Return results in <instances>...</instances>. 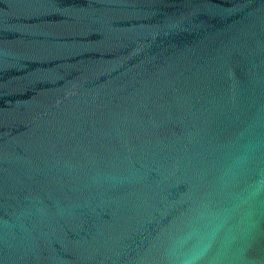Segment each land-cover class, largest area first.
<instances>
[{"label": "water", "instance_id": "water-1", "mask_svg": "<svg viewBox=\"0 0 264 264\" xmlns=\"http://www.w3.org/2000/svg\"><path fill=\"white\" fill-rule=\"evenodd\" d=\"M225 209L264 264V0H0V264H168Z\"/></svg>", "mask_w": 264, "mask_h": 264}, {"label": "clouds", "instance_id": "clouds-1", "mask_svg": "<svg viewBox=\"0 0 264 264\" xmlns=\"http://www.w3.org/2000/svg\"><path fill=\"white\" fill-rule=\"evenodd\" d=\"M231 210L205 212L201 221L178 233L166 250L168 264H228L233 233L228 227ZM216 246L215 255L209 252Z\"/></svg>", "mask_w": 264, "mask_h": 264}]
</instances>
